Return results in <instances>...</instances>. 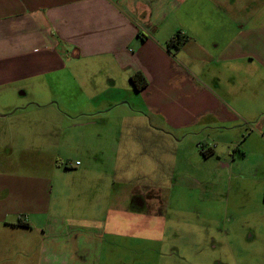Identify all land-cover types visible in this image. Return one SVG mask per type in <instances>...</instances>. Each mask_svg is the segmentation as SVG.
<instances>
[{"label":"crops","instance_id":"crops-1","mask_svg":"<svg viewBox=\"0 0 264 264\" xmlns=\"http://www.w3.org/2000/svg\"><path fill=\"white\" fill-rule=\"evenodd\" d=\"M176 35L183 42L170 45ZM136 72L147 81L140 91L130 79ZM51 86L53 98L75 87L104 111L125 104L122 94L137 96L131 115L146 120L133 124L137 130L178 134L171 140L139 139L138 147L146 148L139 154L151 159L152 148L182 147L180 134L187 130L245 126L247 135L234 145L239 156L232 157L230 193L244 206L256 190L264 209V0H0V96L34 97ZM6 109L0 118L20 108ZM202 147L210 152H201L202 159L221 160L210 143ZM252 157L260 160L249 172L241 164ZM75 163L71 168L82 167ZM113 184L112 198L107 190L98 209L102 219L81 216L50 228L54 255L63 253L70 264H92L105 237L114 247L126 238L163 243L165 220L152 213L154 205L147 204L149 213L142 217L127 215L124 189ZM4 186L0 194L14 193L17 205L0 203V225L30 231L26 212L34 204L46 212L47 192L15 193Z\"/></svg>","mask_w":264,"mask_h":264},{"label":"rangeland","instance_id":"rangeland-1","mask_svg":"<svg viewBox=\"0 0 264 264\" xmlns=\"http://www.w3.org/2000/svg\"><path fill=\"white\" fill-rule=\"evenodd\" d=\"M4 93L0 116L7 106L20 109L0 118V183L15 193L44 190L48 210L39 212L36 204L31 206L33 211L26 212L30 231L0 225V264H70L63 253L54 255L57 246L51 248L50 228L81 216L102 219L98 209L107 190L112 198L114 181L115 188L124 189L127 215L142 217L149 213L146 205H154L152 213L165 220L164 241L140 243L126 238L114 247L105 237L92 264H264L261 195L255 190L240 206L230 193L235 181L232 157L239 156L234 145L242 141L241 134L247 135L245 126L187 130L180 134L185 139L182 147L152 148L151 159L139 154L146 149L138 147L139 139L171 140L178 134L137 130L133 124L146 120L131 115L130 105H138L135 95L122 94L125 104L104 111L75 87L66 89L62 99L53 98L54 86L34 97ZM203 143H210L221 160L202 159L201 152L209 149ZM259 160L252 157L241 166L250 172ZM75 161L82 167L71 168ZM134 190L140 191L130 195ZM16 200L14 193L0 194V203L16 206Z\"/></svg>","mask_w":264,"mask_h":264},{"label":"trees","instance_id":"trees-1","mask_svg":"<svg viewBox=\"0 0 264 264\" xmlns=\"http://www.w3.org/2000/svg\"><path fill=\"white\" fill-rule=\"evenodd\" d=\"M176 37L178 38V40H176L177 39ZM179 39L181 40L180 36L176 35L173 39L170 40L169 44L170 45L171 44L178 45L181 42H183V40L180 42ZM175 40H176V43H174ZM170 45H169V47H170ZM130 79H131V83L133 85V88L135 90H137V91H140L141 89H143L147 85V81H146L145 77L140 72H136L135 74H133ZM202 152H203V155L205 157H207L209 155V153H210L208 150L207 151H202ZM19 224L27 225L26 223H22V222H19Z\"/></svg>","mask_w":264,"mask_h":264},{"label":"built area","instance_id":"built-area-1","mask_svg":"<svg viewBox=\"0 0 264 264\" xmlns=\"http://www.w3.org/2000/svg\"><path fill=\"white\" fill-rule=\"evenodd\" d=\"M176 38H177V37H176ZM176 38H175V39H176ZM180 38H181V40L179 39V41L181 42V41L183 40V38H182V36H180ZM176 40H178V38H177ZM176 40L174 41V43H176ZM201 149H202V148H201ZM202 150H203V149H202ZM75 165H79V162H76Z\"/></svg>","mask_w":264,"mask_h":264}]
</instances>
